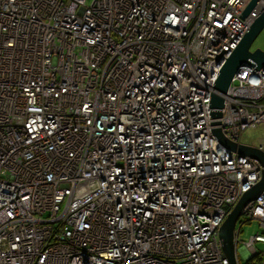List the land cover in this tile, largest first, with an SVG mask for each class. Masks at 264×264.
I'll return each instance as SVG.
<instances>
[{
    "label": "built area",
    "instance_id": "built-area-1",
    "mask_svg": "<svg viewBox=\"0 0 264 264\" xmlns=\"http://www.w3.org/2000/svg\"><path fill=\"white\" fill-rule=\"evenodd\" d=\"M250 1L0 0V264H229L219 228L262 165L214 129L264 123V63L210 101ZM253 219L264 264V191L237 249Z\"/></svg>",
    "mask_w": 264,
    "mask_h": 264
},
{
    "label": "water",
    "instance_id": "water-1",
    "mask_svg": "<svg viewBox=\"0 0 264 264\" xmlns=\"http://www.w3.org/2000/svg\"><path fill=\"white\" fill-rule=\"evenodd\" d=\"M258 0H251L239 15L240 18H243L253 9V5ZM264 28V9L263 11L255 18L252 25L246 30V33L243 35L241 40L238 42V45L232 50L229 57H226L223 60L222 53L225 51L223 48L218 56L215 58L218 62L222 61L221 69L218 73L215 83L213 84L214 92L211 95V106L214 108L212 114L215 117H220V111L224 105L223 93L228 91L230 87L233 76L239 71L242 65L247 63L249 66H252L254 69H258L263 66L264 63V51L260 48H256L255 51H251L250 48L256 36ZM214 133L219 139V142L234 151H238L242 156H250L259 160L262 165V176L261 179L256 182L248 191L244 192L239 198L238 202L234 205V208L227 214L224 222L219 228V237L221 243L223 244V251L225 256L228 259L229 264H239L238 254L235 238V227L239 220V216L242 214L244 206H246L250 201L256 200L261 192L264 191V150L260 147H255L249 144L235 143L223 136L220 129H214ZM249 256H245V259Z\"/></svg>",
    "mask_w": 264,
    "mask_h": 264
},
{
    "label": "rangeland",
    "instance_id": "rangeland-1",
    "mask_svg": "<svg viewBox=\"0 0 264 264\" xmlns=\"http://www.w3.org/2000/svg\"><path fill=\"white\" fill-rule=\"evenodd\" d=\"M91 0H87L88 3H90ZM254 43L252 44L250 50L255 51V49L258 47L261 50L264 51V28L262 31L256 36L255 40L253 41ZM264 138V123H258L253 126L247 127V129L243 132L241 141L245 144H251L259 145L261 143L262 139ZM257 231L263 232V229L261 228L258 220L253 219L251 222H246L243 223L242 228H241V233H240V243L238 245V260L239 264L245 262V255L241 251V247L244 244V241L248 240L250 236ZM256 247L258 250L262 251L264 255V242L256 243Z\"/></svg>",
    "mask_w": 264,
    "mask_h": 264
},
{
    "label": "trees",
    "instance_id": "trees-1",
    "mask_svg": "<svg viewBox=\"0 0 264 264\" xmlns=\"http://www.w3.org/2000/svg\"><path fill=\"white\" fill-rule=\"evenodd\" d=\"M261 257L260 256H252L245 260L244 263L241 264H261Z\"/></svg>",
    "mask_w": 264,
    "mask_h": 264
},
{
    "label": "bare ground",
    "instance_id": "bare-ground-1",
    "mask_svg": "<svg viewBox=\"0 0 264 264\" xmlns=\"http://www.w3.org/2000/svg\"><path fill=\"white\" fill-rule=\"evenodd\" d=\"M256 17H257V16H256ZM256 17H254V20H255ZM253 22H254V21H253ZM251 25H252V24H251ZM237 250H238V249H237Z\"/></svg>",
    "mask_w": 264,
    "mask_h": 264
}]
</instances>
